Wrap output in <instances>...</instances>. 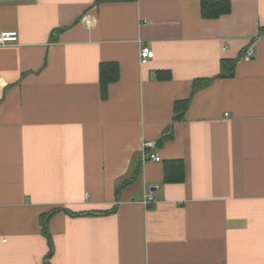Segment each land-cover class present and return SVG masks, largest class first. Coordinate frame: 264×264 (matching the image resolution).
I'll return each mask as SVG.
<instances>
[{
    "label": "crops",
    "instance_id": "0c3cea01",
    "mask_svg": "<svg viewBox=\"0 0 264 264\" xmlns=\"http://www.w3.org/2000/svg\"><path fill=\"white\" fill-rule=\"evenodd\" d=\"M95 1L0 0V264H264V0Z\"/></svg>",
    "mask_w": 264,
    "mask_h": 264
},
{
    "label": "trees",
    "instance_id": "16d2710c",
    "mask_svg": "<svg viewBox=\"0 0 264 264\" xmlns=\"http://www.w3.org/2000/svg\"><path fill=\"white\" fill-rule=\"evenodd\" d=\"M118 1H124V0H96L95 4L99 3H109V2H118ZM230 0H202L201 6H200V12L202 13V17L205 19H212V18H218L222 15H226V13L230 12ZM58 33V30L55 31V34ZM234 66L235 61H223L221 62L220 69L221 73L219 75V78H228L233 76L234 74ZM99 87H100V95L101 99H105L107 96L108 86L117 81L119 77V72L117 65L115 63H103L99 66ZM160 78L163 79V77L160 76ZM167 79L168 76L164 77V79ZM210 81L209 80H199L195 81L193 85V92L199 90V88L204 87L208 85ZM189 104V100H185L183 102H178L174 105V120L179 121L182 120L184 117V112ZM172 137V133H168L164 136H162L156 144L160 145L161 142L170 140ZM170 167V168H169ZM164 182L165 183H172V182H181L184 180V172L182 169L181 163H177V161H174L172 163L167 164V166L164 168ZM116 210L113 209L108 212H101L100 214H112ZM60 211V210H59ZM57 211H54L53 213H56ZM64 212H66L64 210ZM53 213H48L45 215H42L41 217V225L43 228V233L48 236L46 233V225L48 218ZM69 215V212H66ZM98 214V215H100Z\"/></svg>",
    "mask_w": 264,
    "mask_h": 264
},
{
    "label": "built area",
    "instance_id": "2783aa9c",
    "mask_svg": "<svg viewBox=\"0 0 264 264\" xmlns=\"http://www.w3.org/2000/svg\"><path fill=\"white\" fill-rule=\"evenodd\" d=\"M17 41V33L15 32H8V33H1L0 34V46H6L10 43H14ZM244 57L246 59H250L253 57L252 50H246L244 53ZM139 57L141 64H146L149 60L153 59V52L147 46H142L139 51ZM157 147L155 141H145L143 142V151L141 159L144 161H152V162H160L161 158L157 154ZM146 205L152 204L153 198L152 196H147L143 201Z\"/></svg>",
    "mask_w": 264,
    "mask_h": 264
}]
</instances>
